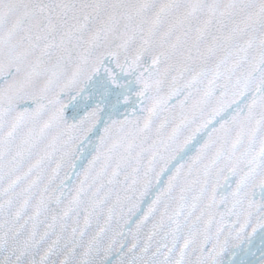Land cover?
<instances>
[{
    "label": "snow or ice",
    "instance_id": "1",
    "mask_svg": "<svg viewBox=\"0 0 264 264\" xmlns=\"http://www.w3.org/2000/svg\"><path fill=\"white\" fill-rule=\"evenodd\" d=\"M0 264H264V0H0Z\"/></svg>",
    "mask_w": 264,
    "mask_h": 264
}]
</instances>
